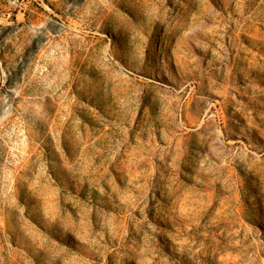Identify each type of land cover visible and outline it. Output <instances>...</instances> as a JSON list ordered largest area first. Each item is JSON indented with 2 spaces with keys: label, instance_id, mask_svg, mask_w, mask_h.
Returning a JSON list of instances; mask_svg holds the SVG:
<instances>
[{
  "label": "rangeland",
  "instance_id": "rangeland-1",
  "mask_svg": "<svg viewBox=\"0 0 264 264\" xmlns=\"http://www.w3.org/2000/svg\"><path fill=\"white\" fill-rule=\"evenodd\" d=\"M0 264H264V0H0Z\"/></svg>",
  "mask_w": 264,
  "mask_h": 264
}]
</instances>
